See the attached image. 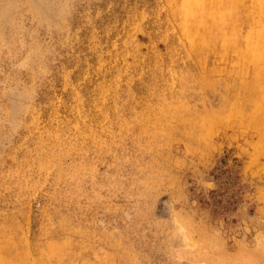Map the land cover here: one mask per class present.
<instances>
[{
    "label": "rangeland",
    "instance_id": "1",
    "mask_svg": "<svg viewBox=\"0 0 264 264\" xmlns=\"http://www.w3.org/2000/svg\"><path fill=\"white\" fill-rule=\"evenodd\" d=\"M0 264H264V0H0Z\"/></svg>",
    "mask_w": 264,
    "mask_h": 264
}]
</instances>
